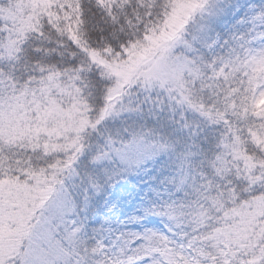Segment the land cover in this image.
Here are the masks:
<instances>
[{
  "label": "trees",
  "instance_id": "1",
  "mask_svg": "<svg viewBox=\"0 0 264 264\" xmlns=\"http://www.w3.org/2000/svg\"><path fill=\"white\" fill-rule=\"evenodd\" d=\"M178 1L183 0H0V100L19 109L16 132L0 129L1 183L9 184L8 178L15 177L18 180L12 184L22 188L30 174L45 172L53 164L51 156L45 163L40 160L27 139L23 145L18 140L9 143L24 139L23 107L31 103L30 96L48 80L83 91L81 101L91 130L69 159V171L83 184L81 189L78 183L68 186L73 205L66 215V224L78 230L72 246L77 256H70L79 264H141L145 257L151 264L264 261L259 247L264 245V172H259L264 162V106L260 116H254L246 89L236 79L230 92L242 102L236 117L221 123L218 132L201 131L165 110L153 119L135 102L132 109L146 114L139 121L144 131L139 140L170 152L157 151L128 172H121L123 166L118 164L99 169L86 168L82 161L77 165L85 150L96 155L92 138L104 124V133L129 144L127 131L104 121L110 84L95 69L94 57L119 59L145 46ZM251 7L255 11L248 15ZM242 18L263 19L264 0L237 1L214 27L213 38ZM193 89H202L201 98L214 102L216 95L202 84L195 82ZM118 99L127 104L122 91ZM229 143L238 145L239 159L226 151ZM246 158L256 164L258 180L246 172ZM164 251L170 253L167 263Z\"/></svg>",
  "mask_w": 264,
  "mask_h": 264
},
{
  "label": "rangeland",
  "instance_id": "2",
  "mask_svg": "<svg viewBox=\"0 0 264 264\" xmlns=\"http://www.w3.org/2000/svg\"><path fill=\"white\" fill-rule=\"evenodd\" d=\"M237 1H178L163 28L145 46L119 59L110 55L103 59L100 55L94 57L95 69L110 84L104 121L127 131L129 143L133 137L138 143L132 148L127 147L129 144L122 145L119 139L104 133V124L92 138L96 155H89L90 150H85L77 165L82 161L86 168L99 169L105 164L111 167L118 164L123 166L121 172H128L136 166L122 158L130 155V151L144 153L145 157L157 151L168 154L170 150L157 143L159 148L150 143L154 148L139 140L144 134L139 121L146 114L154 119L165 110L168 116L178 119L180 116L184 122L189 120L201 131L218 132L221 123L236 117L237 104L242 102L235 101L230 92L235 79L237 84L244 85L245 99L250 101L253 115L260 116L264 106V18L250 21L242 18L225 34L215 39L212 36L214 27L228 17ZM30 11L33 17L29 21L34 19L36 7ZM254 11L255 7H251L247 14ZM49 82L38 94L30 96L31 103L23 107L27 118L24 139L13 138L9 143L16 144L18 140L23 145L27 139L39 152L40 160L45 163L51 156L53 164L45 172L30 174L23 180L26 182L22 188L12 184L18 180L15 177L8 178L9 184L0 181V264H27L29 253L44 257L49 264H79L70 256L76 255L72 246L78 230L66 224V215L73 205L68 186L78 183L81 189L83 182H77L79 177L69 171V159L90 133L91 123L81 101L82 90L78 92L73 86L65 89ZM195 82L216 95L214 102L201 98L202 89H193ZM121 91L127 104L118 99ZM135 102L143 107L145 115H141L139 108L132 109ZM6 103L0 100V129L14 134L19 109ZM236 145L229 143L225 149L232 158L239 159L241 151ZM255 166L246 158V172L258 180ZM259 166V172L263 173L264 162ZM162 256L164 263L170 261L169 251H164Z\"/></svg>",
  "mask_w": 264,
  "mask_h": 264
},
{
  "label": "snow or ice",
  "instance_id": "3",
  "mask_svg": "<svg viewBox=\"0 0 264 264\" xmlns=\"http://www.w3.org/2000/svg\"><path fill=\"white\" fill-rule=\"evenodd\" d=\"M137 143H138V140L135 137H133V139L130 141V143L127 147L132 148ZM122 158L127 160V162L130 164L138 165L145 158V154L144 153H136V154H132V155L126 154ZM143 238L144 237H142V239ZM259 247L262 250H264V245H260ZM27 255L30 257L27 261V264H49L48 260L42 256H34V254H32V253H29ZM233 255H235V253H233ZM252 255L254 257L256 255V253H253ZM141 264H151V258L145 257L144 261H142ZM214 264H215V262H214ZM221 264H223V262H221ZM230 264H252V261L244 260V259H238V260L231 261ZM261 264H264V261H262Z\"/></svg>",
  "mask_w": 264,
  "mask_h": 264
}]
</instances>
